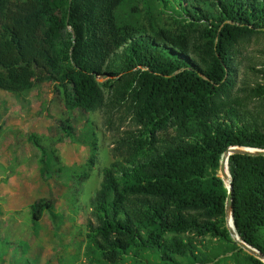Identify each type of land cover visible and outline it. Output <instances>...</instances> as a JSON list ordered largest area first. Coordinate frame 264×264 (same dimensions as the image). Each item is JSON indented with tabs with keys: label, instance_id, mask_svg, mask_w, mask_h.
Instances as JSON below:
<instances>
[{
	"label": "trees",
	"instance_id": "16d2710c",
	"mask_svg": "<svg viewBox=\"0 0 264 264\" xmlns=\"http://www.w3.org/2000/svg\"><path fill=\"white\" fill-rule=\"evenodd\" d=\"M158 1L175 27L119 19L124 0H0V90L26 98L53 83L71 139L76 108L129 112L88 201L87 264H264L231 238L218 175L229 147L264 149V61H249L253 80L238 82L243 50L264 39V0ZM29 139L58 165L41 136ZM77 139L89 149L71 170L81 187L99 146L92 127ZM227 164L236 233L264 254V155L233 153ZM26 211L34 234L45 215L53 227L65 220L44 198ZM3 216L0 204V264H36L26 240L4 234Z\"/></svg>",
	"mask_w": 264,
	"mask_h": 264
},
{
	"label": "rangeland",
	"instance_id": "374dc122",
	"mask_svg": "<svg viewBox=\"0 0 264 264\" xmlns=\"http://www.w3.org/2000/svg\"><path fill=\"white\" fill-rule=\"evenodd\" d=\"M161 5L158 0H124L117 14L119 19L139 21L146 26L148 17L153 16L158 25L175 27L177 18ZM243 54L238 82L241 79L251 82L254 76L244 66L249 61L260 66L264 61V39L248 44ZM98 80L102 82L105 78ZM104 91L107 94L108 89L105 87ZM3 114H7L5 120L11 119L14 123L7 125L2 121ZM67 115L64 99L53 83L36 85L26 98L0 90V204L6 224L3 232L11 239L26 240L29 244L27 255L34 257L36 264H59L62 257L69 258L73 264H87L83 250L86 222L90 217L88 201L99 188L102 169L115 158L112 149L115 139L123 130L132 127L125 108L116 110L106 106L95 111L74 110L72 123L77 137L92 127L99 146L90 176L79 187L71 170L83 166L89 149L77 137L71 139L61 129V122ZM31 134L41 136L42 144L55 150L56 163L69 170L57 171L58 165H52L48 154H41L29 139ZM40 198L51 200L57 213L64 212L65 220L59 227H53L45 215L34 234L26 209Z\"/></svg>",
	"mask_w": 264,
	"mask_h": 264
},
{
	"label": "water",
	"instance_id": "95a60500",
	"mask_svg": "<svg viewBox=\"0 0 264 264\" xmlns=\"http://www.w3.org/2000/svg\"><path fill=\"white\" fill-rule=\"evenodd\" d=\"M74 41V38H72ZM233 153H240V154H249V155H264V149L261 148H254V147H245V146H231L228 149H226L220 159V166L218 175L221 177V179L224 182L225 187L227 188V195L225 198V220H226V226L228 228L229 234L231 238L240 246L243 250H245L247 253L253 255L254 257L262 260L264 262V254L261 253L256 248L252 247L251 245L247 244L243 240H241L236 233L234 222H233V214H232V178L229 174V176L226 174V167L228 170V156ZM229 173V171H228ZM228 178V181L226 183V180ZM231 220V224H230Z\"/></svg>",
	"mask_w": 264,
	"mask_h": 264
},
{
	"label": "crops",
	"instance_id": "0c3cea01",
	"mask_svg": "<svg viewBox=\"0 0 264 264\" xmlns=\"http://www.w3.org/2000/svg\"><path fill=\"white\" fill-rule=\"evenodd\" d=\"M9 113V112H8ZM4 115V114H3ZM6 116H7V114H5L4 115V118H3V120L2 121H6V124L7 125H12L14 122H12V120L11 119H7V120H5L6 119ZM12 123V124H11ZM2 161V160H1Z\"/></svg>",
	"mask_w": 264,
	"mask_h": 264
},
{
	"label": "bare ground",
	"instance_id": "6f19581e",
	"mask_svg": "<svg viewBox=\"0 0 264 264\" xmlns=\"http://www.w3.org/2000/svg\"><path fill=\"white\" fill-rule=\"evenodd\" d=\"M225 171H226V169H225ZM226 174L228 175V173L226 172ZM227 180H228V178H227ZM227 180H226V183H227ZM231 224V223H230Z\"/></svg>",
	"mask_w": 264,
	"mask_h": 264
}]
</instances>
